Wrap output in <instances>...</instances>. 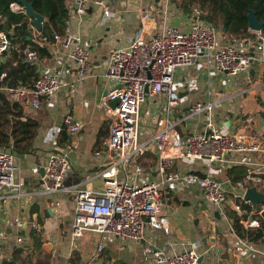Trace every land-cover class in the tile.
Here are the masks:
<instances>
[{"label": "crops", "instance_id": "0c3cea01", "mask_svg": "<svg viewBox=\"0 0 264 264\" xmlns=\"http://www.w3.org/2000/svg\"><path fill=\"white\" fill-rule=\"evenodd\" d=\"M143 3L147 8L156 6L152 0H109L113 16L106 17L104 8L96 4L90 5L87 14L80 16L74 11L73 1L67 0L68 22L90 49V72L81 79L76 64L57 41L50 45V59L35 62L39 65V75L42 72L56 74L61 86L50 97H42L38 109L24 104L26 115L37 119L40 126L32 150L17 155L19 169L15 182L24 185L5 188L0 198V248L9 258L18 247L24 248L22 259L26 264H157L147 253L148 246L174 254L184 249L183 241L190 239L201 253L200 264H264V237L254 241L259 228L249 230L244 222L255 218L256 210L263 209L264 202H259L256 208L249 200L251 203L244 207L252 209L247 208L249 213L244 215L232 207L240 192L236 184L245 179L248 170L256 171L262 178V181L251 182L248 188L254 186L264 192V43L243 44V47L249 45L255 58L246 72L234 78L216 71L213 61L204 58L193 66L178 68L174 88L181 98L179 106L171 113L172 123L183 139L211 128L232 134L240 131L259 136L261 151L232 153L227 161L213 165L205 159L182 157L176 149L161 153L153 136L165 126L166 96L149 92L139 110L137 141L143 153L132 154L126 170L119 172V179L124 180L128 176L126 171L134 170V166L140 164L144 168L142 182L160 180L159 162L162 157H168L175 170L209 175L219 180L225 192V211L207 203L201 188L192 185L172 192L167 199L165 208L169 213L170 233L147 226L145 237L139 241L108 236L105 250L97 257L99 234L88 232L78 241H71L76 190L102 189L101 172L120 158L119 152L107 147L110 119L99 107V102L116 84L107 75L112 50L127 46L138 35L147 36L154 31L155 21H143L138 11ZM186 14L176 23L185 24ZM187 79L196 80V86L189 88ZM198 101L211 103L212 109L192 113L190 108ZM68 115L80 123L79 132L62 129ZM63 150L68 151L70 158L65 183L69 188L51 194L38 193L36 186L44 175L49 156ZM217 211L219 215H216ZM232 212L246 216L242 220L246 230L244 236L235 232ZM15 217L20 219L18 227L12 225ZM260 220H264V212ZM34 223L38 225L36 229L32 227ZM19 236L22 242L17 241ZM2 262L0 260V264Z\"/></svg>", "mask_w": 264, "mask_h": 264}, {"label": "built area", "instance_id": "2783aa9c", "mask_svg": "<svg viewBox=\"0 0 264 264\" xmlns=\"http://www.w3.org/2000/svg\"><path fill=\"white\" fill-rule=\"evenodd\" d=\"M74 11L83 16L87 14L90 5L96 4L104 8V15L111 17L114 12L108 6L109 0H72ZM156 6L147 8L144 3L138 8L143 21L154 20L153 33L147 36L138 35L127 46L112 50L107 66V75L116 84L101 98L99 107L110 119V135L106 140L107 147L113 152H119L120 158L107 166L101 176L104 179L102 189L78 188L76 190V209L71 225L72 243L83 238L88 232L101 236L95 256L105 250V238L108 236L122 237L139 241L145 237L147 226L171 232L169 213L166 202L169 195L184 187L198 186L202 190L203 199L225 211V192L222 183L209 176L195 172H183L172 168L168 157H162L159 162L160 180L141 181L144 168L138 164L134 170H128L127 178L119 179L121 169L127 167V161L134 153H143L138 143L140 124V105L146 99V87L150 93H160L166 96L165 126L155 132L153 140L161 153L176 149L179 155L191 159H205L210 165L227 161L232 153H252L261 151L262 141L257 135L244 132L223 133L214 128L202 134H192L183 139L171 120L173 109L180 104V92L174 88L175 72L178 68L195 65L204 58L213 63L216 71L232 78L237 77L249 69L255 56L249 45L245 47L224 42V36L218 27L202 17L203 11L193 8L189 14L185 13L172 0H152ZM11 8L17 12H25L22 3L13 2ZM70 11V8H69ZM26 13V12H25ZM186 14V23H176ZM70 17V12H69ZM69 20V18H68ZM64 34H56L55 40L68 52L69 57L77 67L78 76L83 79L90 72V49L81 42L70 23ZM32 35L39 42L46 41L41 30L32 24ZM262 43L264 37L257 31ZM223 42V43H222ZM10 47L7 33L0 29V62ZM26 58L37 62L38 53L30 46L24 50ZM5 74L0 77V90L9 96L34 109L41 107L42 97H50L61 86L56 74L42 72L31 86L11 87L2 84ZM189 88L196 86V80H186ZM118 100L116 106L111 102ZM211 103L195 102L190 110L192 113L210 111ZM62 129L77 133L81 125L73 116L68 115ZM17 154L10 148L0 147V198L5 188L22 187L23 182L16 183L15 177L19 167ZM70 158L68 151L53 153L45 165V172L36 191L51 194L62 189H68L65 183L68 177ZM140 175V178H139ZM253 181H262L254 170H248L244 180L237 182L240 192L236 194L237 201L232 207L241 215L248 214L244 204L245 193ZM251 203V202H250ZM263 209L256 210L255 218L245 220L249 230H257L261 226L260 217ZM20 219L15 217L12 225L18 227ZM38 227L36 223L32 225ZM22 237L17 238L22 242ZM184 249L174 254L165 250L146 248L147 253L157 264H200L201 253L195 244L187 239L181 243ZM8 255L0 248V260L8 259ZM111 264H116L111 262Z\"/></svg>", "mask_w": 264, "mask_h": 264}, {"label": "trees", "instance_id": "16d2710c", "mask_svg": "<svg viewBox=\"0 0 264 264\" xmlns=\"http://www.w3.org/2000/svg\"><path fill=\"white\" fill-rule=\"evenodd\" d=\"M44 17L42 35L46 41L39 42L32 35L31 18L25 12H17L11 3L21 0H0V29L4 30L10 40V47L5 52V61L0 64V77L5 74L2 84L5 86H31L39 76V65L28 61L24 50L30 46L37 51L38 59H50L51 47L55 43L56 34H64L69 18L67 0H26ZM185 13L197 7L203 11L202 17L218 27L227 43L241 44L251 42L260 45L263 41L258 33L251 31L248 14L250 9L260 22L264 24V0H172ZM224 26V28H223ZM264 37V27L261 31ZM40 123L27 116L24 103L12 99L5 91L0 90V147L10 148L17 155L29 153L38 134ZM243 176H245L243 174ZM249 210L252 208L246 206ZM233 228L240 235H245V227L241 217L230 213ZM264 237V220L253 240ZM36 239V238H34ZM24 248L16 247L10 258L2 264H26L23 260ZM34 264V263H30Z\"/></svg>", "mask_w": 264, "mask_h": 264}, {"label": "water", "instance_id": "95a60500", "mask_svg": "<svg viewBox=\"0 0 264 264\" xmlns=\"http://www.w3.org/2000/svg\"><path fill=\"white\" fill-rule=\"evenodd\" d=\"M21 3L24 5L25 12L26 14L31 18L32 24L37 27L39 30H42L43 28V23L45 20V17L37 12L32 3L26 1V0H21ZM249 17V26L251 30L254 31H262L264 24L259 21L257 18L255 11L253 9H250V12L248 14ZM224 28V26H223ZM252 56H255V53L252 51ZM253 61V59H252ZM251 61V62H252ZM146 92L149 93V85L146 87ZM118 104V100L112 101L111 105L116 106ZM45 170V169H44ZM245 199H248L252 202V204L258 208L259 202H264V192L259 191L256 187H250L247 189L245 193ZM216 215H219V212H216ZM202 260V257H200V262Z\"/></svg>", "mask_w": 264, "mask_h": 264}, {"label": "rangeland", "instance_id": "374dc122", "mask_svg": "<svg viewBox=\"0 0 264 264\" xmlns=\"http://www.w3.org/2000/svg\"><path fill=\"white\" fill-rule=\"evenodd\" d=\"M223 40H224V42H226V41H227L225 38H224Z\"/></svg>", "mask_w": 264, "mask_h": 264}]
</instances>
